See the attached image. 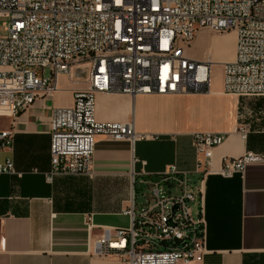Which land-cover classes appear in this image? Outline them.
<instances>
[{"label": "built area", "instance_id": "obj_1", "mask_svg": "<svg viewBox=\"0 0 264 264\" xmlns=\"http://www.w3.org/2000/svg\"><path fill=\"white\" fill-rule=\"evenodd\" d=\"M10 20L0 36V114L17 115L38 97L57 89V79L74 63H84L88 86L74 92L71 106L54 107L49 119L50 169L58 174L91 175L97 136L134 142L143 137L133 121H100L96 95L182 94L209 90V60L185 55L196 33L233 29L235 57L222 63L223 91L240 98L264 96V0H0V15ZM40 67L41 75L34 70ZM48 75H44L45 70ZM245 133L246 126H240ZM14 133L0 129V148L11 146ZM222 132H195L192 171L176 163L147 171L146 161L133 169L128 226H106L94 252L116 254L128 264H179L205 254L200 178L211 171L213 149ZM263 156L248 151L225 156L218 173L229 177ZM21 174L12 158L0 162V174ZM88 228L95 227L92 214ZM5 235L0 230V250Z\"/></svg>", "mask_w": 264, "mask_h": 264}, {"label": "crops", "instance_id": "obj_2", "mask_svg": "<svg viewBox=\"0 0 264 264\" xmlns=\"http://www.w3.org/2000/svg\"><path fill=\"white\" fill-rule=\"evenodd\" d=\"M213 30L200 29L185 47V55L212 64L235 57L237 33L224 56L214 50ZM84 63H74L57 79V89L40 96L17 115L0 114V129L13 131L11 146L0 148V162L12 158L21 174H0V230L5 247L0 264H128L118 255L94 252V241L106 226L125 227L124 210L134 187L133 169L145 160L147 171L169 163L192 171L195 132H222L225 139L213 149L211 171L190 178L200 189L205 254L179 264H264V128L240 126L241 99L223 91V67L210 78L209 90L182 94L130 95L103 91L96 95L100 121H133L143 137L134 142L97 136L91 175H55L50 169L49 119L54 107L71 106L74 92L88 86ZM248 151L263 158L244 171L225 177L218 173L225 156ZM127 201V202H126ZM92 214L95 227L88 228ZM124 217L125 223H120Z\"/></svg>", "mask_w": 264, "mask_h": 264}, {"label": "rangeland", "instance_id": "obj_3", "mask_svg": "<svg viewBox=\"0 0 264 264\" xmlns=\"http://www.w3.org/2000/svg\"><path fill=\"white\" fill-rule=\"evenodd\" d=\"M10 18L6 14L0 15V36L5 35L7 32L5 30V24L9 22ZM217 43L214 47V50L224 56L228 53V41L233 36V29L223 30V31H214L212 34ZM221 66L218 64H211L210 66V78H215L220 70ZM34 70L37 74L41 75L43 73L42 68L35 67ZM85 71V69H84ZM44 75H48V70L46 69ZM241 117L240 121L242 124L247 127L254 128H264V96H245L241 99ZM134 191L137 196L141 192V186L139 184L134 185ZM131 194V193H130ZM130 196L128 197V199ZM127 202V201H126ZM120 223H126L124 217H120Z\"/></svg>", "mask_w": 264, "mask_h": 264}]
</instances>
